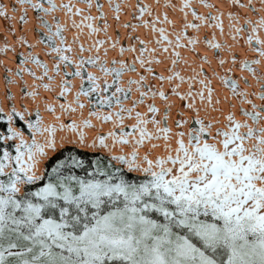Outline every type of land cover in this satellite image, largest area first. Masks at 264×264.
Masks as SVG:
<instances>
[{"label":"snow or ice","instance_id":"obj_1","mask_svg":"<svg viewBox=\"0 0 264 264\" xmlns=\"http://www.w3.org/2000/svg\"><path fill=\"white\" fill-rule=\"evenodd\" d=\"M29 12L0 43V264H264V0H0L4 32Z\"/></svg>","mask_w":264,"mask_h":264},{"label":"bare ground","instance_id":"obj_2","mask_svg":"<svg viewBox=\"0 0 264 264\" xmlns=\"http://www.w3.org/2000/svg\"><path fill=\"white\" fill-rule=\"evenodd\" d=\"M4 2L7 3L8 0H4ZM57 2H59V0H57ZM129 2H132V0H129ZM147 2L151 3L152 0H147ZM176 2L179 3L180 0H176ZM210 2L217 3L218 0H210ZM198 10L199 11H204L203 8H198ZM32 15L33 14L31 12H29V22H28L27 25H18L15 20H13L11 22V25L10 26L17 29V32L15 34H7V33L4 32V29H5L6 26H8V24H7V22L5 20H3L2 18H0V43H3L4 36L5 35H8V42L9 43H12L13 40H14V38H15V35H19L22 30L29 29L31 27L32 23H33V21H32ZM169 15H170V18L171 19H174V20L176 19V16H174L173 14L170 13ZM124 18H125V16H122V19H124ZM110 23H112V22L110 21ZM225 23H227L226 20H225ZM211 31H212L211 29H202V32L209 33V34H210ZM123 32H124V30L121 29L120 30L121 35H123ZM189 33L191 34V30H189ZM25 34L28 36V39L31 42V40H32V33L30 31H26ZM217 39H220L219 35H217ZM198 47H199V50L203 53V51H204L203 46L201 45V46H198ZM20 48H21V51H26L25 48H23V47H20ZM35 51H38V52L40 51L39 46L37 47V49H35ZM181 51L182 52H186L187 50L185 49V50H181ZM238 52H239V50H238ZM239 54L243 55V53H239ZM41 58L42 59L45 58L43 56V53H41ZM0 61H3L5 63H9V61H11V53L7 54L6 56H0ZM9 66L14 68L15 67V62L9 63ZM214 66H215V64H214ZM225 67H228V65L226 64ZM158 70H160V69H158ZM205 70L207 71V66H205ZM217 71H219V69H217ZM233 74L236 75V76H239L240 75L239 69H235L234 72H233ZM3 75H4V72H3L2 69H0V77H2ZM25 79H29V78L27 76H25ZM251 82L252 81L250 79L249 80V83H251ZM213 86L214 87H217V90L220 91L219 85L217 84V82L215 80L213 81ZM3 89H4V83H3V80L0 79V94H2ZM12 91L13 92L16 91L15 87L12 88ZM24 103L27 104L28 101L25 100ZM81 150L82 151H87V150H83V149H81Z\"/></svg>","mask_w":264,"mask_h":264},{"label":"rangeland","instance_id":"obj_3","mask_svg":"<svg viewBox=\"0 0 264 264\" xmlns=\"http://www.w3.org/2000/svg\"><path fill=\"white\" fill-rule=\"evenodd\" d=\"M20 27H21V26H20ZM20 27H19V28H20ZM19 51H21V48H20V47H19ZM4 75H5V73H4Z\"/></svg>","mask_w":264,"mask_h":264},{"label":"trees","instance_id":"obj_4","mask_svg":"<svg viewBox=\"0 0 264 264\" xmlns=\"http://www.w3.org/2000/svg\"><path fill=\"white\" fill-rule=\"evenodd\" d=\"M80 151H82V150H80ZM84 152H87V151H84Z\"/></svg>","mask_w":264,"mask_h":264}]
</instances>
